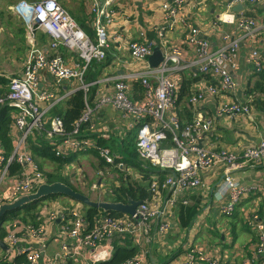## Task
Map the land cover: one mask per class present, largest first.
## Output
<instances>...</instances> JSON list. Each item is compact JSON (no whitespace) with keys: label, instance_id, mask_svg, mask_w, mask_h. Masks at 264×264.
<instances>
[{"label":"built area","instance_id":"obj_1","mask_svg":"<svg viewBox=\"0 0 264 264\" xmlns=\"http://www.w3.org/2000/svg\"><path fill=\"white\" fill-rule=\"evenodd\" d=\"M87 1L95 30L93 39L59 0H23L17 5L21 10L19 13L26 17L24 24L28 51L23 70L10 78L6 91L0 94V112L6 110L10 119L12 130L9 135L13 143L9 153L0 143V204L34 193L43 184L50 183L32 149L33 145L42 141L52 145L57 156L88 154L94 150L105 163L131 172L114 149L100 147L92 136L106 134L107 128L94 129V107L90 106L87 93L98 83L85 80L92 64L104 63L108 56L114 40L109 35L108 26L116 12L114 4L117 6L121 2ZM260 1L219 2L223 11L213 22L222 39L221 46L217 48L211 47L202 29L193 23L188 14L194 9L201 10L207 5V0H165L160 4L162 20L153 25L157 37L162 39L169 31H179L184 36L187 50L182 46L161 48L164 59L157 67L149 66L145 70L120 76L105 75L100 81L110 88L109 91L98 90L101 95H98L95 107L111 106L120 113L124 130L133 133L138 160L149 162L159 171H168L166 178L161 180L158 174L152 175L149 183L151 196L142 201L134 215L111 217L99 213L91 227L79 207L68 210L71 215L68 219L67 209L64 211L55 204L48 208L43 204L42 215L52 223L57 220L62 222L56 235L61 240L58 252L44 256L33 245L20 246L16 231L7 224L5 260L25 256L29 264L40 261L43 264L81 263L84 260L88 264H97L112 256L113 245L109 239L115 236L124 239L129 235L128 238L133 240L139 251L135 257L119 264H148L143 246L144 239L149 237L151 223L159 221L158 231L166 234L177 205L189 204L191 191L208 188L202 172L220 165L223 175L218 190L216 193L210 191L209 195L223 201L220 209L224 216L230 218L236 214L252 188L239 181L234 171L245 164L263 163L264 139L237 151L215 149L211 146L210 138L214 118L202 108L212 98H217L214 110L216 118L235 119L251 114L249 101L244 102L237 95L241 80L236 74L239 70L236 58L241 43H251L259 34L258 20L248 16L246 11ZM237 4H243L245 9L235 12ZM42 35L45 36V43L39 41ZM62 47L71 53L72 59H65L59 53ZM154 47L155 43L151 40H133L128 44L132 59L141 63H148ZM249 62L253 73L259 74L264 68V50L252 45ZM185 71H196L194 77L202 78L194 84L188 102L194 117L183 121L178 102L183 85L182 73ZM80 90L85 94L84 109L74 122L72 131L67 132L61 114L52 110ZM168 131L173 134L172 145L164 144ZM13 165L20 168L13 171ZM110 190L107 188L106 192ZM263 191L261 187L258 194H264ZM262 212L256 206L242 211L244 222L255 234L256 241L251 245L250 256L241 264H264ZM24 226L21 231L26 237L38 238L45 233L43 225ZM108 241L109 245L106 243ZM206 247L191 242L184 249L177 248L164 264H220V256L209 255Z\"/></svg>","mask_w":264,"mask_h":264},{"label":"crops","instance_id":"obj_2","mask_svg":"<svg viewBox=\"0 0 264 264\" xmlns=\"http://www.w3.org/2000/svg\"><path fill=\"white\" fill-rule=\"evenodd\" d=\"M29 1L34 2L36 0ZM59 1L68 9V11L75 18L76 22L82 29L83 25L87 26L86 31H84L93 39L95 37V30L91 24L92 14L89 11L88 1L74 0L76 2H74L75 5H77L75 7L76 11L71 9V5H69L73 0ZM163 1L165 0H116V2H121L122 5L121 3H117V6L116 4H114V6L116 7V12L113 17V22L108 26L109 35L113 37L114 40L112 41L113 43L111 44V47L107 52L108 56L104 63H97L95 67L92 66L85 75V80L87 82L97 81L98 83L92 86L91 90L87 93V100L91 103L90 106L94 107V129L104 130L105 128H107V132L105 133L111 136V139L109 140H113L115 143L119 141L118 149L112 146L114 148V151H116L119 155V159H122V161H125L128 165L135 164L139 166L140 163H138V160L136 158H132V156H130V151H122V143L129 137V133H126V130H124V121L122 120V116L117 111H114L111 106L100 108L95 107L98 95H101V93H98V90L107 91L108 89L109 91L110 88L108 84L104 82L102 83L100 80L105 75L114 74L116 76H120L125 73L142 71L150 66L149 61L148 63H141L132 59L128 50V44L130 41L151 40L155 43V47L159 46L160 48H166L168 46H182L187 50V47L183 40L184 36L181 32L169 31L166 33L165 38L159 39L155 30L153 29V25L159 23L162 20V12L159 10V6ZM221 1L222 0H207V5L201 10L194 9L191 12H188L191 19L193 20V23L202 29L203 35L211 42V47L214 48H217L222 44L220 31H218L213 25L214 20L223 11V9L219 6V2ZM126 4L129 7H127ZM237 7H240V9L237 10ZM244 9L245 8L243 4H237L234 7L235 12L243 11ZM251 11L255 14L254 17L259 22V34L257 38L251 43L245 41L241 43L236 58L239 63V70H237L236 74L241 80V89L237 92V95L244 101L255 103L250 104V115L239 116L235 119L216 118L217 116L216 114H214V110L217 98H212L210 102L206 103L203 106V111L214 118V124L211 127L210 138L212 141L211 146L215 147V149L237 151L247 145L258 144L261 139H264V103L260 102L257 105L256 101H254L255 98L261 96L264 98V94H261L258 89H254V86L257 81L259 82L260 77L259 74L253 73L252 64L251 62H249L250 48L252 47V45H257L259 48L261 47L262 50H264V0H261L259 4L251 8ZM22 26L23 27H21L22 31L20 34L21 37L23 36V39L19 40H22L21 42L23 44L25 43L26 51L24 54L27 55L28 46L25 39L24 23L22 24ZM231 26H225V28H231ZM44 40L45 36L42 35L39 38V41L45 43ZM11 42H16V39L13 38V36L10 43ZM12 45L15 50L7 55V63L18 62L23 57L22 49H20V51H16L19 47H17V44ZM59 53L65 59H72L73 57L71 53H69L63 47L60 48ZM188 55L190 59L193 58L191 53H189ZM93 69H95V72L91 71ZM195 72L196 71H185L184 73H182L183 82L185 81V79L192 81L190 85L191 92L193 91V86L196 81L202 78L194 77ZM0 76H3L10 81V78H8L6 73H4L3 71H0ZM8 83L6 85L5 91L8 87ZM67 84L69 85V83ZM252 90L255 91L252 92ZM65 101H63L60 105H64ZM186 106L188 107L187 103ZM56 108H54L52 111L54 113H56V111L60 113L59 110L63 109L64 106L57 109ZM8 127L9 134V132H11L12 130L11 123H9ZM9 140L11 147L13 148L11 137ZM0 143L3 149L7 151L5 145H3L1 141ZM42 144L44 147H46L45 145L48 143L42 141ZM33 152L38 165L40 166L41 170L45 172L50 183L55 182V180L58 179V176L56 175L57 173L62 176V181L68 182L64 178V169L69 168V165L74 162L76 156H81L77 160H81V162L86 159L92 162L94 159H96V157H98L94 153L73 154V160H70L71 162L69 163L63 164L62 168L58 172V170H56V167L59 165V163L56 160L42 155V153L38 152L37 150H33ZM65 156L72 157V154ZM101 162L103 163V165H106L103 160ZM113 166L119 169L117 165ZM221 166L222 165L202 172V178L208 188L191 191L190 198L193 201L198 202L197 204L199 210L197 209V215L186 229L179 225V222L177 221L176 209L174 210L172 215V224L164 237H161L158 234L159 221H153L151 223V226L149 228L150 236L148 238L146 236V238L144 239V244L146 245L143 246L146 251V259H148V264H164L167 260V257L169 258L171 255H173L174 251L177 250V248L184 249L191 242L195 243V245H206L207 247L205 249L208 250L209 255L220 256V264H241L247 257L250 256L251 245L255 243L256 237L255 235H253V231H251L245 224L243 219L244 212L242 215V211H244V209L247 207L253 206H256L258 209H260L261 212L264 211V194H258V191L261 189V187H263L264 189V161L263 163L255 165L245 164L238 170L234 171V176L245 186L251 187L252 191L247 195L246 199L242 201V204L237 211L238 214L230 218L224 216L221 213L220 206L223 201L216 200L215 195L213 197L209 195L211 193L210 191L216 193V191L218 190V185L220 184L223 175ZM48 167H50V169L52 167V171L48 169ZM146 167V165H143V168ZM97 168H101L100 164L99 167L97 166ZM107 168L108 167H105L106 170H108ZM129 168L131 170V172L129 173H132V166H130ZM138 173L135 174H137V176L140 178L141 171H138ZM51 174L57 176L55 177L54 181L51 180ZM257 188H259V190L255 192ZM65 197L59 196L55 199H49L43 201L39 205L44 204L46 207H48L51 206V204H55L58 208L63 209L64 211L70 206V210L74 207H79L82 211H84L85 214L86 208L82 203L77 201L73 203L72 200L66 199ZM107 197H110L108 200H112L113 196L107 195ZM42 209L43 208H41L38 213L40 221L38 225H43L45 230V233L41 237H26L21 229L25 227L24 225L28 224L20 221V219L7 221L5 223V227L7 224H9L12 229L16 231V234L19 237L20 246L25 247L33 245L36 248H39L44 256H48L52 253H57L60 248L61 240H59L56 235L59 232L62 222L59 223V220H57L56 222L52 223L48 218H46L45 215L41 214ZM262 214H264V212H262ZM5 238L6 236L4 237V239H2V241L5 242ZM106 243L109 245V241ZM6 255L7 248L0 247V260H4ZM5 262L7 264H29L25 256L21 257L20 261H16L15 258L13 260H5ZM38 264H43V261H40ZM76 264L88 263L84 260L83 262H77Z\"/></svg>","mask_w":264,"mask_h":264},{"label":"trees","instance_id":"obj_3","mask_svg":"<svg viewBox=\"0 0 264 264\" xmlns=\"http://www.w3.org/2000/svg\"><path fill=\"white\" fill-rule=\"evenodd\" d=\"M246 14L248 16H253V17L255 16V14L252 13L251 10L246 11ZM21 31H22V28H20L19 34L21 33ZM96 65L97 63L92 64L93 67H95ZM91 71L95 72V69ZM259 77H260V80L259 82L258 81L256 82L254 89L255 90L258 89L261 94H264V68L259 73ZM8 81L9 80L7 78L0 76V94L5 91ZM191 83H192L191 80L189 81L188 79H185L182 85V89H181V94L179 98L180 100L178 102L179 115L183 121L190 120L194 117V113H192V111L188 109V107L186 106V103L188 104L189 98L191 95V91H190ZM255 90H252V92H254ZM84 99H85V94L83 93V91H77L74 94H72L69 98L66 99V101L64 102V105L57 106V108L64 106V108L60 109L59 111L63 118L64 126L67 132L72 131L74 127V122L80 117L82 110L84 108ZM254 101H256V104L258 105L260 102L264 103V98L261 96V97L255 98ZM244 102H248V101H244ZM253 103L249 102L248 104H253ZM56 113L58 112L56 111ZM9 123H10V119L6 115V110H2L0 112V141L3 143V145H5L6 150H7L6 152L8 153L12 150L10 140H9L10 136L8 134ZM132 135H133L132 132L129 133V137L122 143V151L128 150L130 151V156H132V158L138 159V153H137L135 142H134V136ZM92 136L97 139L98 145L100 147L103 146V147H110L111 149H114L112 146H114L115 142L113 140H109L111 139L110 135H106L102 133V134H92ZM172 137H173L172 132L168 131L167 140L164 144L172 145ZM45 146L46 147H44L41 142L39 144L33 145L32 148L33 150L35 151L37 150L38 152L42 153V155L52 158L53 160H56L59 163V165L56 167V170H58V172L62 168L63 164L69 163L73 160V156L72 157L57 156L55 149H53L52 145H50L49 143L46 144ZM91 152H93L95 155L99 157L96 151L92 150ZM139 161L140 160H138V163ZM109 166H111L112 169L114 167L111 164H109ZM19 168H20L19 165H13L12 170L16 171ZM151 169L153 172H149V173L145 172L146 174H141L140 178L138 177L137 179H133L130 176H125L126 172L122 173L120 170V174H121L120 179L122 180V183L120 186L116 187L115 189H112V192L108 195L113 196L112 200L114 201L127 202L130 198L141 199L142 201L148 200V198L151 196V192L149 190V183L151 181L152 175L156 173L161 177V180H164L168 174V171H159L157 167H154L152 165H151ZM50 177H51V180L54 181L56 176L51 174ZM60 177H61L60 179H56L55 181H58V180L62 181L63 178L62 176ZM59 196H64V195H52L40 201H36L32 204L26 205L24 206V208L10 210L6 212L2 218L1 225H0V239L2 240L6 236L5 223L7 221H14L16 219H20V221L24 222L25 224L37 226L40 223L38 213L42 206L39 204L42 203L43 201H46L49 199H55ZM109 198L110 197H107L104 200H108ZM197 203H198L197 201H193L190 198L189 204L180 203L179 205H177V209H176L177 210V221L179 222V225H181V227H183L184 229H186L191 224L192 220L197 215L198 213L197 209L199 208ZM70 207L67 209L66 217L68 219L71 217V215L68 212ZM99 213L106 214L111 217H118V216L123 215L117 212L105 213L101 210H93V209L86 208L85 217L88 221L89 227H91L95 223L96 215ZM237 214L238 213H236L235 215ZM253 235L255 234L253 233ZM128 237L129 235H127V238L123 239L122 237L115 236L109 239V241L113 245L112 256L111 258L100 261L97 264H119L123 261H126L128 259L135 257V255L139 251V248L136 245H134L133 240ZM21 257H17L16 261H20ZM0 264H7V263L5 262V259H4V260H0ZM67 264H76V263L73 261H68Z\"/></svg>","mask_w":264,"mask_h":264},{"label":"rangeland","instance_id":"obj_4","mask_svg":"<svg viewBox=\"0 0 264 264\" xmlns=\"http://www.w3.org/2000/svg\"><path fill=\"white\" fill-rule=\"evenodd\" d=\"M21 1L23 0H0V71L6 73L8 78L19 75L21 73L24 65V60L26 58V55L24 54L26 51L25 43L23 44L21 42L22 40H19V39H23V36L21 37V34H19V32H20V28L23 27L22 24L24 23L26 18L25 16H22V14L19 13V11L21 10H19L18 8L19 6L17 5ZM74 2H75L74 0L71 1V4L69 5H71V9L76 11L75 7L77 5H75L76 2L75 3ZM82 27L86 31L87 26L83 25ZM12 36L13 38L16 39V42L10 43ZM12 44H17V47H19L17 48L16 51H20V49H22L23 54L22 53L21 54L23 57L18 62L7 63V58H6L7 55L12 53L13 50H15ZM22 61H23V65H22ZM118 143L119 141L114 143V147H116V149L119 148ZM80 157H81L80 155L76 156L75 159L76 158L77 159L76 160L74 159V162L71 165H69V168L64 169V175H65L64 178L65 180L68 181L65 183L72 186L75 190L89 196L93 201H99V200H104V198H106L107 195L110 192H112V189H115L116 187L121 185L122 180L120 179V175H121L120 170L117 169L115 166L112 169V167L109 166L108 163L104 162L106 165H103V163L101 162L102 159L98 157H96V159H94L92 162H90L88 159L82 162L81 160L77 161ZM140 161L142 163H140ZM140 161H139L140 163L139 166L135 164L128 165L129 167L132 166L133 168L132 173H129L130 171L127 172V170L125 169H122L121 172L122 173L126 172L125 176H130L133 179L138 178L137 174H135L138 173V171H141V174H146L145 172L148 173L153 172L151 169L152 164H150L147 161H143V160ZM99 164L101 167L100 169L97 168V166L99 167ZM143 165H146L147 167L143 168ZM105 167H108L107 168L108 170H106ZM48 169H50V167H48ZM50 170L52 171V167ZM56 175L58 176V179L61 178L58 173ZM107 188H110L111 190L106 192ZM65 198L70 199L68 197ZM72 201L73 203L76 202L74 200ZM158 234L161 237H164L165 235L161 233L160 230L158 231ZM147 260L148 259H146V263H148ZM167 261H169L168 257L165 262Z\"/></svg>","mask_w":264,"mask_h":264},{"label":"water","instance_id":"obj_5","mask_svg":"<svg viewBox=\"0 0 264 264\" xmlns=\"http://www.w3.org/2000/svg\"><path fill=\"white\" fill-rule=\"evenodd\" d=\"M237 10L240 7L236 8ZM164 59L163 51L159 46L154 48L153 54L149 58L151 67H157ZM52 195H64L74 201L80 202L87 209L101 210L105 213L117 212L121 214L134 215L137 207L142 203L141 199L130 198L127 202L114 200L93 201L89 196L75 190L72 186L62 181L43 184L39 189L31 194L20 196L11 202L0 204V225L4 214L10 210L24 208V206L40 201ZM0 247L7 248L4 241L0 240Z\"/></svg>","mask_w":264,"mask_h":264}]
</instances>
